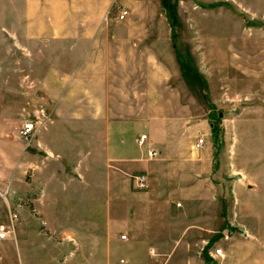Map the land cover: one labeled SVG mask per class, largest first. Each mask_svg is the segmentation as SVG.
<instances>
[{
  "label": "rangeland",
  "instance_id": "374dc122",
  "mask_svg": "<svg viewBox=\"0 0 264 264\" xmlns=\"http://www.w3.org/2000/svg\"><path fill=\"white\" fill-rule=\"evenodd\" d=\"M164 1L130 0L128 17L119 21L117 6L93 17L70 12L61 0H0V218L7 215L11 182L34 187L36 167L58 153L55 142L40 145L44 133L122 134L114 137L138 154L122 163V192L127 186V199L139 194L144 208L154 197L166 206L157 205L149 227L148 214L132 210L131 200L126 226L113 231L109 251L90 253L83 239L70 254L55 236L48 237L46 251L39 239L35 246V238L24 235L22 210H34L22 201L21 189L12 207L19 216L14 243L0 250V264H183L187 242L190 255L203 258V239L208 248L223 232L244 234L247 184L264 153V0H176L172 13ZM86 21L101 22L87 28ZM119 100L122 110L115 107ZM26 122L37 125L28 139L20 135ZM142 135L148 140L140 147ZM201 138L206 144L199 155L208 158L206 202L188 205L175 196L166 204L171 192L188 186L183 164L192 161L183 155L193 154ZM150 144L154 159L146 157ZM60 153L68 169L77 164L76 153ZM139 174L147 175L143 190L135 185ZM7 226L0 220V230ZM198 228L212 232L187 237Z\"/></svg>",
  "mask_w": 264,
  "mask_h": 264
},
{
  "label": "crops",
  "instance_id": "0c3cea01",
  "mask_svg": "<svg viewBox=\"0 0 264 264\" xmlns=\"http://www.w3.org/2000/svg\"><path fill=\"white\" fill-rule=\"evenodd\" d=\"M61 1L63 6L70 7V12H77L82 16L98 17V15L106 13L115 6L118 7L119 13L122 5L124 9L126 7L132 9V5L129 4L130 0ZM77 2H79L78 5H76ZM164 2H166V8L170 13L177 7L176 0H165ZM197 7L201 9L200 5H197ZM100 22L91 23L86 21L85 25L87 28H98ZM109 106V104H103V107ZM115 107L122 110V100H119ZM103 119V121L101 120L103 123L112 124V121L108 118ZM117 124L120 125L119 130L121 131L122 118ZM114 132L82 134L76 138L73 135L41 134L39 138L40 145H44L43 142L47 140L55 142L58 153L46 157L43 165L36 167L33 172L36 180L34 187H20L18 183L11 182L5 199L7 215H3L0 220L7 219L9 225L10 215H18L12 210V207L15 208L17 204L15 201L17 191L22 189V201L31 204L34 210L33 214L30 210H22V217L24 218L25 216L27 219V225L22 227L26 231L24 235L33 236L35 238V246L36 240L39 239L41 244L44 243L46 251H48L52 243V239L49 238L55 236L63 242L62 246L70 254L78 251V242L83 239L86 240V250L90 253L109 251L113 231L126 226V206H130L131 200L135 202V205L133 206L134 209L129 208L137 212V214L146 212L148 214V226L150 227L149 224L155 225V220L158 218L157 205H162L165 208L166 206L163 203L159 204L160 202L155 200L154 197L144 208L143 203L138 202L140 200L139 194L131 192L127 199V186L124 187L122 192V181L123 183L126 182V179L122 178V163L129 158L135 159L138 154L132 153L128 149L123 142V138H115L122 137V134L119 133L120 135L117 136V133ZM169 134H167L168 141L171 140ZM114 135L116 136L114 137ZM63 141H69V143H62ZM195 144L192 147L195 151L193 154L188 155L186 153L183 155V157H188L192 161L189 162L188 160V162L186 161L183 164L184 180H186L185 182L188 183V186L183 188L181 192H176L177 194L171 192L170 196H167L168 201L166 204H173L171 199L175 196L181 197L184 203L188 205L194 203L201 205L206 202L208 195L205 176L208 158L207 156L199 155V151L201 152L202 149L197 150ZM150 146L155 149L152 144ZM171 147L175 148L174 146ZM65 150H70L71 153L77 154V164L72 165L70 169L63 165L65 158L60 152ZM195 156L199 157V159L195 158ZM100 157L106 165H102L103 162L99 160ZM24 158L25 165H30L26 154H24ZM111 162L114 165H111ZM187 169L190 170L187 172ZM256 171L254 170L253 173ZM257 173V175L254 174L253 180L247 184L246 192L249 206L247 219L249 222L243 231L244 234L239 232L232 233L228 241L223 240L221 234L213 243L208 242L210 243L208 248H206V239H203L204 245L199 246L200 251L205 249L203 258L190 255L192 245L187 242V246L183 248L182 252L189 253V255L186 256L183 264H264V153L262 167ZM3 187L0 186V191L4 189ZM233 194L238 200L239 195L236 188H234ZM190 220L187 218L184 221L192 226ZM17 221H19V216ZM143 225L145 226V224ZM37 227H44L46 232L41 234L40 232L42 231H36ZM142 228V232L145 233L147 231L146 226ZM199 230L186 232L187 237L190 238L196 233L200 237L212 232L208 228H200ZM14 234H8L6 240H0V250L6 249L8 244L14 243L12 241ZM218 247L223 249L224 256L222 258H212L213 250ZM154 249L151 247L149 250L152 255H156Z\"/></svg>",
  "mask_w": 264,
  "mask_h": 264
},
{
  "label": "built area",
  "instance_id": "2783aa9c",
  "mask_svg": "<svg viewBox=\"0 0 264 264\" xmlns=\"http://www.w3.org/2000/svg\"><path fill=\"white\" fill-rule=\"evenodd\" d=\"M128 15H129V12L127 10L121 9L118 13L117 19L119 21H124L128 17ZM43 114H45V113H43ZM36 126L37 125L33 122H26L20 130L21 137L24 139H28L31 136V134L33 133V131H35ZM147 140H148V136L142 135L138 138L137 143L140 147H143V146H145ZM205 144H206L205 139L201 138L196 142L195 148L197 150H201L205 147ZM146 155H147L148 159H153L157 156V152L154 148H152L151 146H148L146 149ZM134 179H135L136 187L138 189L143 190V189L147 188L148 181H147V175L146 174L136 175V176H134ZM17 219H18L17 214H11L10 215V224L7 227H2L0 230V240H6L8 238V234H13L15 232L14 223ZM232 233L233 232L231 230L223 232V234H222L223 240H225V241L230 240ZM121 239L126 240L127 236L123 234L121 236ZM223 256H224L223 249L220 247L215 248L213 250V253L211 254L212 258H222ZM120 264H127V263L125 260H121Z\"/></svg>",
  "mask_w": 264,
  "mask_h": 264
}]
</instances>
